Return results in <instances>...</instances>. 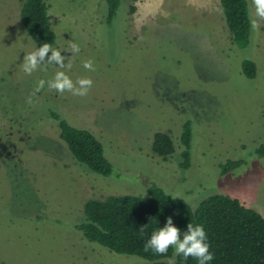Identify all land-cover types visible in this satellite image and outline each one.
I'll return each instance as SVG.
<instances>
[{"label": "rangeland", "instance_id": "1", "mask_svg": "<svg viewBox=\"0 0 264 264\" xmlns=\"http://www.w3.org/2000/svg\"><path fill=\"white\" fill-rule=\"evenodd\" d=\"M46 2L53 48L77 43L79 53L61 54L72 59V79L90 77L93 86L81 97L46 84L27 103L37 81L59 69L22 71L23 57L39 46L21 19L23 0H0V264H147L88 240L78 225L86 200L148 196L153 184L193 208L221 193L264 216V157L254 153L264 143V21L240 47L220 0H122L111 23L106 0ZM244 58L255 61L254 78L243 73ZM89 59L95 71L83 67ZM54 113L97 135L110 175L73 156ZM187 120L192 163L185 169ZM159 130L175 144L166 158L152 151ZM240 158L242 166L223 172L222 164Z\"/></svg>", "mask_w": 264, "mask_h": 264}, {"label": "trees", "instance_id": "2", "mask_svg": "<svg viewBox=\"0 0 264 264\" xmlns=\"http://www.w3.org/2000/svg\"><path fill=\"white\" fill-rule=\"evenodd\" d=\"M122 0H106V21L111 23L117 15ZM226 25L232 41L246 47L251 40L249 0H220ZM131 10L136 5H130ZM21 19L28 34L38 46L44 43L55 45L57 35L50 24L46 0H23ZM243 73L248 78L257 74L253 59L242 60ZM60 137L73 156L92 171L110 175L113 164L105 155L104 145L95 133L88 129L71 125L59 114ZM192 124L187 120L181 133L182 168L192 163ZM152 151L164 158L175 152V144L168 132L156 131L152 140ZM254 153L264 157V143L258 145ZM246 162L245 159H230L222 164L223 172L232 171ZM148 196L119 194L105 198H90L84 203L85 220L78 225L83 235L117 253L135 254L148 260L147 264H198L192 257L187 260L175 255L169 248L166 254L145 251V242L152 233L164 226L169 216L173 224L183 232L189 223L202 224L207 233V242L214 259L208 264H264V216L247 207L238 198L215 193L204 198L196 208L186 200L169 195L159 185H151ZM143 228V231H141ZM175 257V258H173Z\"/></svg>", "mask_w": 264, "mask_h": 264}, {"label": "clouds", "instance_id": "3", "mask_svg": "<svg viewBox=\"0 0 264 264\" xmlns=\"http://www.w3.org/2000/svg\"><path fill=\"white\" fill-rule=\"evenodd\" d=\"M254 13L250 16V27L255 32L260 28V22L264 21V0H252ZM62 50H70L72 56L79 53L80 47L77 43H71L68 48H53L50 43H44L34 50L27 52L23 57L22 71L31 75L37 70L47 71L48 65H53L59 70L55 71L53 78L49 80L40 79L36 83L33 93L27 98V103H32V96L44 89L47 84L48 89L55 90L63 94L69 92L74 96H86L93 86L90 77H78L73 80L69 75L72 69V59L61 54ZM51 53V55H49ZM67 60V63L65 61ZM43 66V68H42ZM83 67L89 71H95L92 60H86ZM175 199V197H173ZM143 231V228H141ZM210 244L207 242V233L202 224L193 225L189 223L187 230L183 232L173 224L172 217L169 216L164 226L154 231L151 237L145 242L144 250H149L156 254H166L169 248L174 249L175 255H182L185 260L189 257L198 261V264H208L214 259V254L210 251ZM168 264H175L174 259H170Z\"/></svg>", "mask_w": 264, "mask_h": 264}]
</instances>
